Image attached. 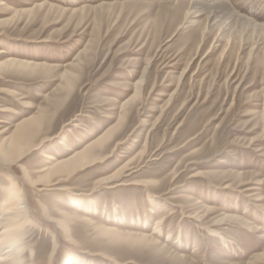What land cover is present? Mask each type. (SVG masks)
<instances>
[{
  "label": "rangeland",
  "instance_id": "obj_1",
  "mask_svg": "<svg viewBox=\"0 0 264 264\" xmlns=\"http://www.w3.org/2000/svg\"><path fill=\"white\" fill-rule=\"evenodd\" d=\"M176 1L0 0V62L53 66L1 71L3 135L49 96L59 104L60 72L70 69L77 81L42 147L53 160L66 158L116 123L143 76L109 155L63 187L30 183L23 166L37 178L40 150L23 166L0 165V206L7 175L29 202L26 264H66L71 255L80 264H264L254 261L264 253V34L235 33L221 56L227 39L216 25L206 14L192 22L191 0ZM226 1L264 24V0ZM126 163L117 181H98ZM225 215L237 218L218 222ZM142 234L148 239L134 241Z\"/></svg>",
  "mask_w": 264,
  "mask_h": 264
},
{
  "label": "bare ground",
  "instance_id": "obj_2",
  "mask_svg": "<svg viewBox=\"0 0 264 264\" xmlns=\"http://www.w3.org/2000/svg\"><path fill=\"white\" fill-rule=\"evenodd\" d=\"M176 2L184 3L185 1L178 0ZM186 4H188L186 16L192 17V22H196L199 16L206 14L209 20L208 23L211 25H216L218 28L219 39H227V45L222 50L221 56L224 54L225 50H227V46L230 41L235 38V33L240 32L244 35L256 33L258 35L264 34V24H255L251 19L238 15L235 11H233L226 0H214V2L210 4L191 0L186 1ZM87 48L83 49L82 52H87ZM80 54L81 52L77 54V59H79ZM79 64V61L74 63L76 66ZM52 67L53 66L47 62H36L35 60L30 61L24 58H8L0 62V74L4 69L36 74L38 71H48V69ZM185 72L186 69L182 71L180 79ZM60 77L62 79L60 89L65 92V96L63 99L61 98L59 104V98L51 100L52 97L49 96L50 101H48V105L39 107L35 114H31L25 118L23 117V119L15 124L9 133L3 135L7 128L0 131V165L18 166V164H20L23 166V164L20 162L24 157L35 150H40V155L43 157V163L41 165L42 167L39 169L37 178L32 177L29 174L28 169L23 166L27 178L30 180L32 186H40V189L51 186H59L63 179H67V177L69 178V176L74 174L76 171L91 166L94 163L105 159L109 155L108 148L118 135L119 130L122 128V124L130 110L131 103L137 96H140L141 83L143 82L142 76V78L136 84V93L134 96L127 98L121 103V113L116 123L109 126L101 135L89 142L82 149L74 150L72 154L66 158L53 160L54 156L48 151H43L42 147L49 140V132L51 131V121L53 117L59 110V107H62L61 105L64 103V101H66L74 89L75 83L77 81V73L66 68L60 72ZM5 90H8L6 93L10 95L16 93V91L13 89ZM61 90L59 91L60 93L62 92ZM25 103L26 106H31L30 102ZM2 110L10 111L9 108H4ZM1 122L6 121L0 119V123ZM127 165V163L124 164L112 175L103 177L98 181L107 183L117 181L116 179L118 175L121 174ZM7 178L9 180V183L7 182L8 185L6 186L7 192L5 193L0 206V264H26L22 254L21 232L24 225L31 221L29 216V202L27 196L25 195V189L19 184L14 176L7 175ZM118 184L124 183L118 182ZM76 204L78 207L81 206L79 205V201L76 202ZM208 209L211 208L208 207ZM235 218L237 217L234 215H225L218 219V222H224L226 219ZM162 220L163 218L159 220V222ZM100 228V230L104 233L110 232L117 236V238L121 237V235H119L121 233L116 232L114 228L105 225L101 226ZM135 238L136 239H134V241L145 240L148 239V235L142 234L141 236H136ZM55 250L56 245L53 247L51 252L52 257L55 253ZM258 260L264 261V253L258 254L254 257L255 262ZM66 264L80 263L77 257L71 255L69 256V260Z\"/></svg>",
  "mask_w": 264,
  "mask_h": 264
}]
</instances>
